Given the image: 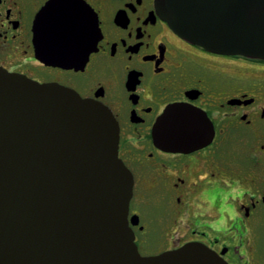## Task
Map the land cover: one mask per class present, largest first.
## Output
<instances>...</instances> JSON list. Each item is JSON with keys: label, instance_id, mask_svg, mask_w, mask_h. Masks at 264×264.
<instances>
[{"label": "flooded vegetation", "instance_id": "obj_1", "mask_svg": "<svg viewBox=\"0 0 264 264\" xmlns=\"http://www.w3.org/2000/svg\"><path fill=\"white\" fill-rule=\"evenodd\" d=\"M47 1L0 0V65L111 109L133 178L128 218L139 252L200 242L230 264H264V60L185 39L155 0H85L97 14L96 47L80 66L48 64L33 32ZM172 104L207 117V143L155 142L153 126Z\"/></svg>", "mask_w": 264, "mask_h": 264}, {"label": "water", "instance_id": "obj_2", "mask_svg": "<svg viewBox=\"0 0 264 264\" xmlns=\"http://www.w3.org/2000/svg\"><path fill=\"white\" fill-rule=\"evenodd\" d=\"M185 39L207 50L264 59V0H155ZM37 57L77 67L96 47L97 14L85 0H48L33 21ZM207 117L165 108L155 142L202 146ZM119 127L102 102L0 65V264H229L189 242L141 255L129 225L133 178L118 156Z\"/></svg>", "mask_w": 264, "mask_h": 264}]
</instances>
